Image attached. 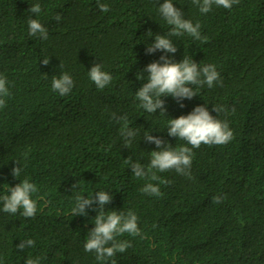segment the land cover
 I'll list each match as a JSON object with an SVG mask.
<instances>
[{
  "label": "trees",
  "instance_id": "trees-1",
  "mask_svg": "<svg viewBox=\"0 0 264 264\" xmlns=\"http://www.w3.org/2000/svg\"><path fill=\"white\" fill-rule=\"evenodd\" d=\"M99 2L109 11L97 0H0V77L10 91L0 109V196L24 179L38 188L35 217L6 213L0 204V264L29 258L40 264H264V0L213 6L207 14L192 0H173L185 19L200 24L202 36L172 37L176 53H146L156 34L170 31L158 11L164 0ZM34 4L41 6L37 16L29 11ZM30 18L48 30L47 40L29 35ZM162 55L213 64L222 84L197 88L198 96L180 103L163 97L166 116L159 109L147 113L135 94L147 81L137 74ZM98 63L112 75L103 90L89 78ZM64 73L75 86L61 96L51 84ZM197 106L213 116V106L224 107L217 118L228 122L234 138L193 149L190 178L155 169L159 180H151L152 173L135 177L131 163L147 168L150 152L158 150L144 134L184 146L167 134L168 121ZM113 113L137 131L129 148L121 136L125 122ZM17 166L18 179L12 175ZM148 183L162 195L144 193ZM98 191L112 194L105 211L131 210L141 229L139 236L118 237L131 247L103 262L84 250L98 204L87 216L70 214L78 195ZM214 196L224 199L217 204ZM24 239L35 243L20 251Z\"/></svg>",
  "mask_w": 264,
  "mask_h": 264
},
{
  "label": "clouds",
  "instance_id": "clouds-1",
  "mask_svg": "<svg viewBox=\"0 0 264 264\" xmlns=\"http://www.w3.org/2000/svg\"><path fill=\"white\" fill-rule=\"evenodd\" d=\"M192 3L198 6L201 14L209 13L213 6L231 9L233 5L239 4V0H192ZM97 5L102 12H108L109 6L100 3ZM29 11L35 16L41 12L39 4L31 5ZM158 11L163 19L170 26L167 35H155L154 43L148 44L146 53H153L156 50H163L165 53H176L177 46L174 45L172 37H180L185 34L194 40H201L200 24L193 23L189 19L184 18V14L179 8L174 7L173 0H164L159 4ZM61 16L57 15L56 20L60 21ZM29 35L47 40L48 30L42 25L38 19L30 18L28 20ZM149 37L153 36L151 30L148 32ZM50 58H44L42 63L47 65ZM147 72V76H144ZM89 78L97 89L103 90L112 81V75L104 70L102 66L94 64L89 70ZM138 80H146L139 91L135 92L136 99L140 102V107L147 113L156 114L159 109L160 115L166 116L167 108L163 97L171 96L178 103L184 98L192 99L197 94V88H212L217 82L221 81L220 73L213 64L201 65L194 59L186 57L180 62H175L168 55H162L159 61L152 62L147 65L141 72L137 74ZM75 82L68 73H64L59 78L52 80L51 87L61 96L71 92ZM10 96V91L5 78L0 77V109L6 107V97ZM184 105L181 103V107ZM216 116L210 114L206 106H197L188 115H181L178 118H170L167 126V134L185 142L184 146L174 148L171 144L166 143L162 138L144 134L147 142L154 143L158 150L150 152L151 159L147 168L139 162L131 163V170L135 177L144 178L152 173L151 180L156 181L160 178L153 172H167L174 170L180 175L191 177V165L193 160V149L203 145H225L233 138V132L228 122L217 118L221 112L227 110L222 106H213L212 109ZM234 111V109H233ZM112 118L118 123L125 122V126L121 130V136L124 138V147L129 148L137 136L136 129L127 125V117H118L115 113ZM190 146V147H189ZM22 173L20 166L12 169V175L18 179ZM163 183V181H161ZM73 187V186H72ZM142 191L151 196H161L160 187L153 183L146 184ZM0 196V204L2 210L6 213L16 214L22 210V215L26 218L35 217L37 213V200L34 194L38 192V188L34 183L24 179L15 187H8L7 193ZM112 194L105 191H98L95 196L90 198L85 196H77L75 206L71 210L72 216H87L86 209L92 208L93 204H98V208H94L98 214L94 217L93 223L95 227L88 233V239L84 244L86 252H94L98 261H105L114 257L117 253L125 252L131 243L121 241L117 238L125 233L135 237L141 235V229L138 224V216L135 212L129 210L126 213L122 211H105V205L112 200ZM224 197L214 196V203H221ZM32 239H24L16 246L20 251L26 247H33ZM25 264H40V259L29 258ZM115 264V261H112Z\"/></svg>",
  "mask_w": 264,
  "mask_h": 264
}]
</instances>
